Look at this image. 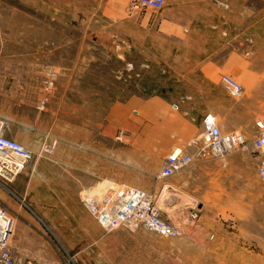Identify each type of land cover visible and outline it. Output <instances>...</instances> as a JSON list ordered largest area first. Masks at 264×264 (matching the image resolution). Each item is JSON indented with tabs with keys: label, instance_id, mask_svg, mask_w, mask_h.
<instances>
[{
	"label": "rangeland",
	"instance_id": "374dc122",
	"mask_svg": "<svg viewBox=\"0 0 264 264\" xmlns=\"http://www.w3.org/2000/svg\"><path fill=\"white\" fill-rule=\"evenodd\" d=\"M128 1L0 0V32L39 25L65 42L62 113L49 75L34 119L6 120V134L33 158L0 181V202L33 211L62 264H264V149L251 147L256 123L264 124V73L247 76L248 45L263 48L264 0H163L161 10L130 14ZM71 34L78 48L68 46ZM223 74L244 88L240 98L222 88ZM205 114L246 146L199 156L188 144L203 141ZM50 142L55 150L43 154ZM173 146L191 155L181 172L192 167L199 180L156 178ZM167 181L158 203L177 237L106 234L80 202L105 182L99 195L117 183L158 193Z\"/></svg>",
	"mask_w": 264,
	"mask_h": 264
},
{
	"label": "built area",
	"instance_id": "2783aa9c",
	"mask_svg": "<svg viewBox=\"0 0 264 264\" xmlns=\"http://www.w3.org/2000/svg\"><path fill=\"white\" fill-rule=\"evenodd\" d=\"M163 0H129L125 11L132 13L141 10H161ZM222 88L233 98H240L244 88L228 75L219 78ZM46 89L52 85L47 81ZM7 121L0 119V181L11 182L23 173L30 164L32 153L6 134ZM202 142H189L197 145V153L203 156L208 150L214 158H223L232 150L246 146L245 137L236 132L223 130L212 114H205L202 118ZM257 134L251 142L253 150L264 149V124L256 123ZM55 142H50L41 148L43 154H50L55 150ZM191 162V155L183 148L175 146L167 154L156 178L168 179L183 171ZM258 177L264 181V162L257 168ZM171 190L167 181L158 193H149L142 189L117 183L111 186L105 194L95 195L84 192L80 202L84 210L96 221L107 234L117 229L135 233L148 230L161 237H177L181 230L173 225L159 207V198L163 191ZM91 194V195H90ZM190 220L198 218V210L190 208ZM14 232V219L8 215L7 208L0 202V264H25L16 259L10 250V241Z\"/></svg>",
	"mask_w": 264,
	"mask_h": 264
},
{
	"label": "crops",
	"instance_id": "0c3cea01",
	"mask_svg": "<svg viewBox=\"0 0 264 264\" xmlns=\"http://www.w3.org/2000/svg\"><path fill=\"white\" fill-rule=\"evenodd\" d=\"M51 20L53 25L57 26L58 19ZM191 25L189 24V28ZM75 35H69L68 46L78 48L79 35ZM195 35L197 38V34ZM193 38V34L191 38L187 37L190 40ZM262 45L263 48L259 49H257L256 41L248 45L247 76L249 80L256 79L258 75L264 73V43ZM64 49L62 33L53 29L49 32L46 27L42 29L39 25L32 27L28 32H0V119L33 120L34 115L39 113L41 99L47 98L44 90L49 75L55 81L51 101L60 107L59 110L62 113ZM253 84L256 85L257 82ZM259 84L263 85L264 81ZM25 113L31 116L26 117ZM191 169L192 167L188 170L189 174L176 173L167 180H199L196 175L190 174ZM107 186L105 182L96 190H90L89 193L99 195V192ZM8 204L7 212L14 218V232L10 241L13 256L25 264H62L63 259L58 256L56 246L49 240L42 220L36 217L33 211L22 209L16 202L9 201Z\"/></svg>",
	"mask_w": 264,
	"mask_h": 264
},
{
	"label": "bare ground",
	"instance_id": "6f19581e",
	"mask_svg": "<svg viewBox=\"0 0 264 264\" xmlns=\"http://www.w3.org/2000/svg\"><path fill=\"white\" fill-rule=\"evenodd\" d=\"M172 195V194H171ZM174 198V197H173ZM181 198V197H180ZM184 198V197H183ZM175 200V199H174Z\"/></svg>",
	"mask_w": 264,
	"mask_h": 264
}]
</instances>
